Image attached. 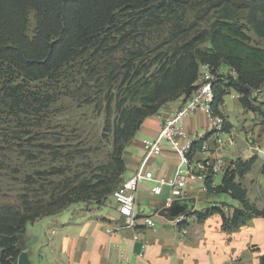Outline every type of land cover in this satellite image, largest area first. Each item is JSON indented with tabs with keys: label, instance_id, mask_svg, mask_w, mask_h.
Returning <instances> with one entry per match:
<instances>
[{
	"label": "trees",
	"instance_id": "obj_1",
	"mask_svg": "<svg viewBox=\"0 0 264 264\" xmlns=\"http://www.w3.org/2000/svg\"><path fill=\"white\" fill-rule=\"evenodd\" d=\"M186 8H196L205 16L206 26L172 59L160 63L152 86L138 92L139 104L120 111L112 131L111 160L98 177L99 189L94 191L97 202L111 197L123 182V151L142 122L168 103L179 99L185 103L196 89L194 84L204 66L217 78L212 85L211 116L223 119L224 98L234 92L241 107L263 123L264 103L252 99V94L264 89V47L252 45L249 34L264 40V0H0V117L6 112L19 114L48 103L64 68L84 52L102 49L125 21L122 19L128 18L132 27L142 21L148 28L160 19L173 22L174 15ZM178 26L174 25L175 36H180ZM205 43L208 46L199 47ZM126 65L124 80L131 78L132 61H126ZM222 66L230 69L229 75L219 73ZM142 86L137 81L128 90L138 91ZM229 129L223 119L221 132ZM197 144L196 140L191 146L190 159ZM251 164L252 160L231 163L218 187H212L211 176L205 178L207 190L228 194L241 207L233 208L228 216L217 207L204 213L195 211L193 215L199 222L219 214L223 229L232 230L252 218H264V210L249 204L245 190L235 182L249 171ZM88 196L77 187L55 209L21 211L3 207L0 264H17L22 252L17 244L28 225L38 218L59 214L70 204L84 202Z\"/></svg>",
	"mask_w": 264,
	"mask_h": 264
},
{
	"label": "rangeland",
	"instance_id": "obj_2",
	"mask_svg": "<svg viewBox=\"0 0 264 264\" xmlns=\"http://www.w3.org/2000/svg\"><path fill=\"white\" fill-rule=\"evenodd\" d=\"M173 18V22L160 19L148 28L142 21L132 27L128 18L122 19L125 21L102 49H90L64 68L48 103L0 117V210L55 209L77 187L89 194L88 199L70 204L60 213L92 212L113 204L110 196L97 202L94 191L111 160L112 131L120 111L139 104L138 92L152 86L160 63L172 59L208 20L196 8L180 9ZM175 24L180 36L174 35ZM249 37L252 45L264 47V40L253 33ZM205 46L208 43L199 47ZM130 60L129 77L135 79L124 80L126 61ZM218 71L230 74L225 66ZM137 81L143 85L140 90L129 91ZM224 101L235 120L239 111L235 98L228 95ZM52 216L28 225L27 235L33 239L26 245L23 239L17 244L20 250L26 247L32 264H38L36 253L44 237L43 222L39 221Z\"/></svg>",
	"mask_w": 264,
	"mask_h": 264
},
{
	"label": "crops",
	"instance_id": "obj_3",
	"mask_svg": "<svg viewBox=\"0 0 264 264\" xmlns=\"http://www.w3.org/2000/svg\"><path fill=\"white\" fill-rule=\"evenodd\" d=\"M230 96L235 98L239 111L233 120L224 101L221 113L230 126L228 132H212L210 115L202 111L183 120L187 136L198 142L192 161L198 171H203L204 178L188 184L186 197L175 202L188 207L182 224H175L161 212L168 189L158 196L153 195L154 184L142 180L133 226L124 224L114 200L109 208L62 212L46 221L40 220L44 237L36 253L38 264H262L264 218H252L236 229L225 230L219 214L200 222L193 215L195 211L204 213L217 207L228 216L233 208L241 207L228 194L209 191L204 185L207 176H211L213 188L221 184L225 172H207L209 165L219 160L227 164L252 160L249 171L235 182L245 190L249 204L259 211L264 210V122L260 123L253 113L245 111L234 92ZM252 99L264 103V89L254 92ZM181 105L182 99L168 103L142 122L123 151L122 181L137 172H151L156 178L173 176L178 160L176 154L165 145L159 156L147 158L143 142L155 138L162 120L173 115ZM144 216H152L153 227L145 225ZM25 232L23 244L26 245L32 237ZM22 251L28 252L24 246Z\"/></svg>",
	"mask_w": 264,
	"mask_h": 264
},
{
	"label": "built area",
	"instance_id": "obj_4",
	"mask_svg": "<svg viewBox=\"0 0 264 264\" xmlns=\"http://www.w3.org/2000/svg\"><path fill=\"white\" fill-rule=\"evenodd\" d=\"M235 75L234 72H231ZM217 81L215 74H212L207 67H202L195 82L196 89L191 96L181 105V107L171 116L164 118L161 122L157 136L151 140L143 142V151L147 158H154L162 153L163 146L177 156V165L172 177L156 178L151 172H137L131 178L123 181L116 188L111 198L117 205L119 214L123 218L124 224L133 226L137 213L135 212V202L142 180L151 181L154 185L151 188L153 195H160L165 188L168 189V197L165 200L164 208H169L176 201L183 200L187 194V186L197 180L204 178L203 171H198L192 159L188 157L192 144L196 139L187 136L183 129V120L195 113L202 111L210 115V105L213 101L212 85ZM210 127L214 133L221 132L223 119L219 116L210 115ZM220 143V140H217ZM231 168V164L224 161H216L209 165L207 172L217 174L226 172ZM204 170V169H203ZM147 227H153L152 216L142 218ZM184 221V216L178 217L173 222L177 225ZM111 232V231H109ZM125 264V263H122Z\"/></svg>",
	"mask_w": 264,
	"mask_h": 264
},
{
	"label": "water",
	"instance_id": "obj_5",
	"mask_svg": "<svg viewBox=\"0 0 264 264\" xmlns=\"http://www.w3.org/2000/svg\"><path fill=\"white\" fill-rule=\"evenodd\" d=\"M188 207L184 203H173L169 208H164L161 210L170 221H174L178 217L184 216L187 212ZM17 264H32L29 259V253L22 251L17 259Z\"/></svg>",
	"mask_w": 264,
	"mask_h": 264
}]
</instances>
